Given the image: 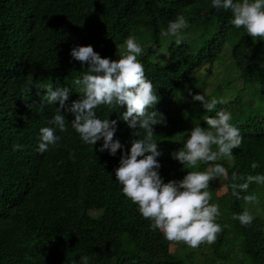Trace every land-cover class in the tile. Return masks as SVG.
<instances>
[{"label":"trees","instance_id":"trees-1","mask_svg":"<svg viewBox=\"0 0 264 264\" xmlns=\"http://www.w3.org/2000/svg\"><path fill=\"white\" fill-rule=\"evenodd\" d=\"M177 15L188 21L180 44L165 34ZM129 35L144 46L138 59L157 91L149 110L166 121L153 126L164 182L194 170L171 157V145L183 143L197 121L206 127L200 117L220 109L232 113L230 122L243 136L233 158L220 161L229 177L264 172V41L232 25L230 12L217 11L211 0H0V264H80L85 255L88 264H264V216L252 211L255 205L264 209V184L237 189V198L226 179L228 194L210 201L219 204L218 222L226 227L211 244L183 242V250L171 251L178 241L150 229L122 193L114 173L120 149L112 156L98 151L102 140L93 147L82 143L69 123L59 147L36 151L39 129L55 110L39 105L44 86L68 87L69 102L82 94L74 81L87 64L72 58L70 49L91 44L113 59ZM213 76L221 79L209 88ZM197 85L210 89L207 99H217L212 112L189 95ZM123 110L113 106L110 113L100 105L96 113L117 120L114 138L127 150L132 130L118 118ZM14 144L24 148L13 151ZM253 161L259 167L253 169ZM252 193L255 204L243 199ZM246 207L254 215L251 225L233 219Z\"/></svg>","mask_w":264,"mask_h":264},{"label":"clouds","instance_id":"clouds-1","mask_svg":"<svg viewBox=\"0 0 264 264\" xmlns=\"http://www.w3.org/2000/svg\"><path fill=\"white\" fill-rule=\"evenodd\" d=\"M211 6L217 11L231 13V24L236 28L243 27L253 39L264 41V0H211ZM188 21L183 15H177L167 23L165 34L175 38L180 44L186 38L183 31ZM117 51L118 59L102 57L91 44L76 45L70 49V56L83 65L86 71L74 81L79 86L78 99L69 102L70 89L45 85L47 90L40 95L39 105H55L54 115L46 126L39 129L36 151L44 153L50 148L59 147L60 133L66 132L68 124L78 133L82 143L95 146L102 143L98 151H105L115 156L121 150L119 165L114 169L116 181L127 198L138 206L140 214L147 218L149 228L160 230L170 241H183L195 248L202 242L213 243L223 227L218 222L221 215L220 206L212 200L209 181L215 178L230 180L232 195L239 198L241 191L247 190L251 182L264 184V172L237 177L233 172L229 177L228 169L222 160L233 158V149L238 148L243 136L241 130L231 123L232 113L220 109L214 115L204 114L200 119L206 127L197 123L187 130L182 147L171 152V157L179 161L186 171L182 179H169L164 182L159 169L162 155L158 142L154 139V125L165 123L162 113L149 110L158 100L153 83L145 75L142 61L138 57L144 54V46L135 36L129 35ZM192 100L200 101L206 113L212 112L217 99H207L201 92L192 93ZM100 105L123 106L119 119L126 122L132 130L130 147L115 137L117 120L100 118L96 109ZM71 113L69 122L65 113ZM143 130L140 137L139 132ZM13 151L24 148L22 144H14ZM211 162V163H210ZM200 164H206L199 170ZM253 169L259 167L257 161L251 164ZM240 179L242 182L237 183ZM237 189L241 191H237ZM245 202H258L256 194L243 195ZM242 225H251L254 215L245 208L242 212L233 213ZM80 264H88V257L81 256Z\"/></svg>","mask_w":264,"mask_h":264},{"label":"rangeland","instance_id":"rangeland-1","mask_svg":"<svg viewBox=\"0 0 264 264\" xmlns=\"http://www.w3.org/2000/svg\"><path fill=\"white\" fill-rule=\"evenodd\" d=\"M207 19V18H205ZM205 21L203 22V25H205ZM138 40V38H137ZM166 54H161L160 57L165 58ZM113 59H118V55L116 54L114 56ZM204 68H206V66H204ZM224 71V68L221 66L220 69L217 70L218 74H221ZM204 72V69L202 70V74ZM221 77L219 76L218 78H216V76L214 77H210L209 81V88L213 87L216 83H218L220 81ZM196 92H201L203 94H205L206 98H210L211 96V91L210 89L202 86V85H197L193 88L192 93H196ZM171 152L174 150H178L179 148L182 147V143L181 140H176V143L174 145H171ZM170 152V154H171ZM211 163V162H210ZM213 180V185L210 188V192L212 193V198L214 199H219L221 196L228 194L227 192V187H226V179L224 178H215L212 179ZM252 208L256 214H258L259 216H264V209L262 208V206H252ZM92 214L98 215L100 214V212L97 211H92ZM183 248H185V246H183V241H178L176 245H172L171 246V251H181L183 250Z\"/></svg>","mask_w":264,"mask_h":264}]
</instances>
